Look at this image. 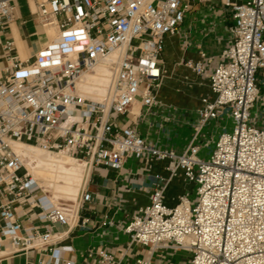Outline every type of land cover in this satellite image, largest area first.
Returning a JSON list of instances; mask_svg holds the SVG:
<instances>
[{
    "label": "built area",
    "instance_id": "2783aa9c",
    "mask_svg": "<svg viewBox=\"0 0 264 264\" xmlns=\"http://www.w3.org/2000/svg\"><path fill=\"white\" fill-rule=\"evenodd\" d=\"M16 2L0 0V247L47 256L37 264H73L52 231L55 224L68 226L71 210L50 202L28 174L13 149L22 142L115 172L127 158L166 163L168 175L155 176L159 186L150 203L123 228L129 246L148 248L136 264H151L156 251L186 252L187 264H264V126L252 113L260 94L257 75L264 72V0H219L229 11L232 41L209 77L214 98L201 100L192 140L181 153L143 139L126 116L135 117L134 106L149 114L159 104L164 38L178 32L188 0H26L32 20L55 35L25 58L6 38ZM101 65L103 97H83L80 78ZM185 66L204 73L202 61ZM225 110L230 130L201 156L194 140ZM179 172L193 190L168 207L164 192ZM90 200L85 192L79 201ZM32 209L43 227L22 224ZM99 256L100 264L113 261L104 252Z\"/></svg>",
    "mask_w": 264,
    "mask_h": 264
},
{
    "label": "crops",
    "instance_id": "0c3cea01",
    "mask_svg": "<svg viewBox=\"0 0 264 264\" xmlns=\"http://www.w3.org/2000/svg\"><path fill=\"white\" fill-rule=\"evenodd\" d=\"M31 7L34 9L32 3ZM15 17L7 28L6 38L13 40L21 57L30 56L46 43L41 39L36 22L35 30L28 31L27 23H23L26 19L17 17L16 13ZM231 25L229 11L220 5L219 0H188V10L178 32L164 38L161 56L164 75L156 91L159 104L149 114L134 106L131 112L135 117L132 118L131 114L126 116L143 139L161 149L172 148L177 153L189 145L193 125L197 121L195 112L201 106V100L214 98L209 77L215 67L225 61L221 54L231 44ZM186 61H202L204 73L196 75L185 66ZM257 82L260 94L252 113L257 117V124L264 126V72L258 73ZM230 127L226 110L218 119L209 120L194 140V144L200 147L201 156L206 155L216 138ZM165 165V162L147 165L143 160L127 158L118 172L91 165L84 180L83 172L82 193L88 192L91 200L86 203L77 201L70 207L69 215L74 218L72 223L69 222L68 226L55 224L52 229L54 237H61L56 247L65 250V261L100 264L99 252L113 258L111 263L102 264H136V260L147 258L148 248L136 244L129 246L123 228L130 218L150 203L153 189L159 186L155 176L163 178L168 175ZM192 190L193 186L179 172L164 192L165 205L173 207L179 195ZM190 198L193 199V195ZM49 200L52 202L50 197ZM38 214V210H30L21 219L22 224L43 227L44 223L36 219ZM2 224L0 219V227ZM165 253L156 251L151 264H176L183 261L184 254H188L175 251L166 256ZM188 259L189 256L186 264ZM40 260L45 262L47 256L38 251L10 254L7 243L0 247V264H37Z\"/></svg>",
    "mask_w": 264,
    "mask_h": 264
},
{
    "label": "bare ground",
    "instance_id": "6f19581e",
    "mask_svg": "<svg viewBox=\"0 0 264 264\" xmlns=\"http://www.w3.org/2000/svg\"><path fill=\"white\" fill-rule=\"evenodd\" d=\"M39 31L46 34V44L55 35L53 29H39ZM105 72V68L101 65L92 72L84 74L78 82L80 94L88 99L101 100L106 90ZM13 149L25 159L28 174L43 189V192L48 193L51 189L53 195L50 198L53 203L59 198H72L81 184L84 165L87 170L90 169L89 161L76 160L64 154L52 155L31 144L16 142L13 144ZM31 163L33 165H30ZM73 219L70 217V223Z\"/></svg>",
    "mask_w": 264,
    "mask_h": 264
},
{
    "label": "rangeland",
    "instance_id": "374dc122",
    "mask_svg": "<svg viewBox=\"0 0 264 264\" xmlns=\"http://www.w3.org/2000/svg\"><path fill=\"white\" fill-rule=\"evenodd\" d=\"M16 16L17 17H21L23 19H26L28 22L26 24V28L28 31H32V30H35L34 29V21L32 20L30 14H29V9H28V6H27V2L26 0H19L17 3H16ZM41 30H44L42 28H39ZM40 33V32H39ZM40 36H41V39L42 41H45L46 40V34H42L40 33ZM138 108V107H137ZM25 159H24V164H25ZM28 162V160H27ZM30 165H33L32 163ZM86 166L84 165V177H83V180L85 178V175H86ZM21 174V172L19 173ZM82 184H83V181L82 183L79 185V188H78V191L76 190L74 196L70 199H63V198H59L55 201V203L53 204H58V205H63L65 208H68L70 209V207H73L76 202H77V199L78 201L80 200V197H81V194H82V191H83V188L82 187ZM43 190V189H42ZM81 190V191H80ZM43 192V191H42ZM51 189L48 190V193H45V194H48L49 197H51L53 195V193L51 192ZM44 193V192H43ZM188 254H184L183 257H182V262L179 260V262H177L176 264H186L185 261L186 259L188 258ZM190 257V256H189ZM174 262H176V260H174ZM175 264V263H174Z\"/></svg>",
    "mask_w": 264,
    "mask_h": 264
}]
</instances>
